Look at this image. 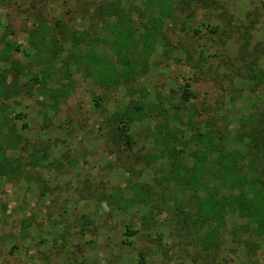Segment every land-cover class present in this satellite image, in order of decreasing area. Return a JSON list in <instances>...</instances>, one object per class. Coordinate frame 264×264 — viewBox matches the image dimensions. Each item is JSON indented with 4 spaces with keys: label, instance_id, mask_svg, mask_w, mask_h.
Segmentation results:
<instances>
[{
    "label": "rangeland",
    "instance_id": "374dc122",
    "mask_svg": "<svg viewBox=\"0 0 264 264\" xmlns=\"http://www.w3.org/2000/svg\"><path fill=\"white\" fill-rule=\"evenodd\" d=\"M157 1L0 0V54L16 47L0 61L12 118L1 130L0 264H264L258 214H227L218 231L199 218L206 186L223 187L216 155L196 190L182 182L210 131L239 176L264 181V153L251 169L238 143L260 142L264 127V0ZM112 7L118 16L103 14ZM119 16L137 44L126 51L134 73L114 83ZM230 187L221 194L247 189Z\"/></svg>",
    "mask_w": 264,
    "mask_h": 264
},
{
    "label": "trees",
    "instance_id": "16d2710c",
    "mask_svg": "<svg viewBox=\"0 0 264 264\" xmlns=\"http://www.w3.org/2000/svg\"><path fill=\"white\" fill-rule=\"evenodd\" d=\"M156 3L160 5H164V2L157 1ZM111 12H103L104 15L110 16L111 13L118 16V12L114 9V7L111 8ZM122 17L119 16L118 18V24L119 26L115 27V30H113L114 35L117 37L116 41H114L111 44L112 50H114L117 60L122 65V70L120 73L113 74L110 70L109 66V72L111 73L110 77L112 79L111 82L119 83L120 78H123L125 81L127 79L128 75H131L134 73V68H132L130 61L127 57V50H133L136 48V44L134 42L133 36H134V30L127 26L128 22L121 19ZM123 28V30H121ZM45 34V32H44ZM35 33H33V36ZM36 36V35H35ZM35 36L33 37V41H35ZM150 38H154L153 34H147L143 37H141V40H139L143 47V52L148 53L151 48L153 47L151 44ZM55 48V46H53ZM38 49V52H40V47H36ZM16 47L14 44H11L10 42H7L1 51L0 54V61L1 62H7V61H13L12 60V51L15 50ZM56 52V50L53 51V53ZM39 59H45V57H38ZM53 58V57H52ZM50 57H46V63ZM79 60H85V58L77 57L76 62ZM88 61H93L92 59H87ZM98 63V61H96ZM100 64H106L104 60L99 61ZM14 71L15 68H12ZM6 77L3 76V79ZM11 89V88H10ZM4 88L3 86H0V99L2 96H4ZM13 92H15V88H13ZM134 111L136 114H138L140 117H143V105L138 103L135 106ZM16 119H20L22 117L21 114L14 115L13 116ZM262 122L258 123L256 125V128L262 124L264 125V115L261 117ZM12 118H9L4 113L3 108H1L0 103V150L2 151V147L4 146V135L1 133V130L3 127H6L8 129V124L11 122ZM123 123V120H122ZM126 130V128H125ZM262 134L261 141L259 142L258 138L255 136H248V142H243V137H238V143L240 146L246 148L245 151H239L236 149L237 154L242 155L245 152V155L248 160L251 162V169L256 166V163L254 159H261V156L264 153V145L262 148L260 146L264 142V127L261 129ZM126 132V131H125ZM173 133H170V136ZM214 135H216L213 131L207 132L205 135H202L201 137V143L204 144V155L200 158L197 157L198 160L196 161L193 169L192 174L190 176H187V178H182V182L184 181V184L192 185L195 190L197 189V185H199L197 182H200L201 178V171L200 168L204 165V162L206 160V157L214 156L216 155V160L214 162V167L218 169V177L221 179L223 187L225 188H232L230 186L235 185L236 187L238 185L247 186V189L241 190L239 195H222V186L220 187H209L206 186V194L204 197L200 200L202 205V210L200 212V219H202L204 222L212 224L216 231L224 227L225 225V217L227 214L235 215L237 214L239 217L247 216L248 218H253L254 215L258 214L257 222H258V234L263 235L264 234V189L257 190V186L259 184L264 185V181L260 180L259 178H252L245 173L242 175L240 174L243 169V167H236L234 163H232L233 155L231 152H229L226 147L220 143H216L214 139ZM164 141L167 139V136H163ZM220 139V138H219ZM165 143V142H164ZM12 148L17 147V142L12 143ZM256 145L258 146V149H256ZM165 150L167 152H171L173 154L176 153L175 150H171L168 147H165ZM254 153H257V155H254ZM255 156L254 159H251V156ZM247 160V162H248ZM248 165V163H247ZM246 165V167H247ZM10 163L7 158H4L3 160H0V175L5 172V170L9 169ZM176 175V174H174ZM173 176V173H172ZM171 179H174V177H171ZM202 185V184H200ZM203 186V185H202ZM191 187V186H190ZM205 187V186H204ZM128 237L134 236L137 234V231L131 230L129 227L127 228V231L125 233ZM206 243L209 246H215V242L213 240H208ZM130 244V243H129ZM139 258L141 260H144L145 257L140 254Z\"/></svg>",
    "mask_w": 264,
    "mask_h": 264
}]
</instances>
